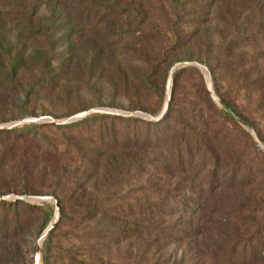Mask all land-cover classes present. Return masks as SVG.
Here are the masks:
<instances>
[{
    "label": "rangeland",
    "instance_id": "obj_1",
    "mask_svg": "<svg viewBox=\"0 0 264 264\" xmlns=\"http://www.w3.org/2000/svg\"><path fill=\"white\" fill-rule=\"evenodd\" d=\"M0 264H264V0H0Z\"/></svg>",
    "mask_w": 264,
    "mask_h": 264
},
{
    "label": "trees",
    "instance_id": "obj_2",
    "mask_svg": "<svg viewBox=\"0 0 264 264\" xmlns=\"http://www.w3.org/2000/svg\"><path fill=\"white\" fill-rule=\"evenodd\" d=\"M26 129H28L27 127H22V128H20V129H17V128H13V129H11V131L13 132V133H15V134H23V132H27L28 130H26Z\"/></svg>",
    "mask_w": 264,
    "mask_h": 264
},
{
    "label": "water",
    "instance_id": "obj_3",
    "mask_svg": "<svg viewBox=\"0 0 264 264\" xmlns=\"http://www.w3.org/2000/svg\"><path fill=\"white\" fill-rule=\"evenodd\" d=\"M171 73H172V69L169 71V78H170ZM47 231H48V230H47Z\"/></svg>",
    "mask_w": 264,
    "mask_h": 264
}]
</instances>
